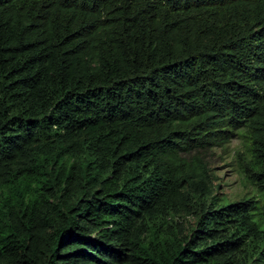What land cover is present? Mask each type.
<instances>
[{
  "label": "trees",
  "instance_id": "16d2710c",
  "mask_svg": "<svg viewBox=\"0 0 264 264\" xmlns=\"http://www.w3.org/2000/svg\"><path fill=\"white\" fill-rule=\"evenodd\" d=\"M0 264H264V0H0Z\"/></svg>",
  "mask_w": 264,
  "mask_h": 264
},
{
  "label": "rangeland",
  "instance_id": "374dc122",
  "mask_svg": "<svg viewBox=\"0 0 264 264\" xmlns=\"http://www.w3.org/2000/svg\"><path fill=\"white\" fill-rule=\"evenodd\" d=\"M250 146L249 138L239 134L199 151L214 176L217 199L235 201L244 197L259 198L257 186L248 169L254 165Z\"/></svg>",
  "mask_w": 264,
  "mask_h": 264
}]
</instances>
